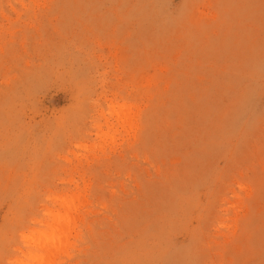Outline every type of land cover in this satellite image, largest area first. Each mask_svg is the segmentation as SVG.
Instances as JSON below:
<instances>
[{"label":"rangeland","instance_id":"rangeland-1","mask_svg":"<svg viewBox=\"0 0 264 264\" xmlns=\"http://www.w3.org/2000/svg\"><path fill=\"white\" fill-rule=\"evenodd\" d=\"M0 264H264V0H0Z\"/></svg>","mask_w":264,"mask_h":264}]
</instances>
